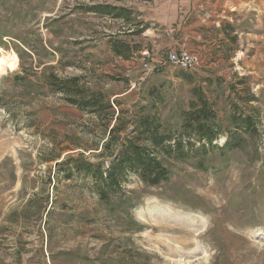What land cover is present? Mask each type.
<instances>
[{
	"label": "rangeland",
	"instance_id": "rangeland-1",
	"mask_svg": "<svg viewBox=\"0 0 264 264\" xmlns=\"http://www.w3.org/2000/svg\"><path fill=\"white\" fill-rule=\"evenodd\" d=\"M135 2L0 0V58L18 57L0 71V244L37 253L47 237L61 252L76 247L77 264H264V81L243 86L227 64L217 74L201 63L176 68V55L154 61L156 42L141 35L148 23L95 9L115 17L114 8L131 11ZM115 40L127 51L116 54ZM53 76L101 94L111 109L72 105L50 86ZM201 89L226 130L235 111L257 116L255 131H240V147L164 158L167 181L147 186L131 174L109 202L84 170H72L75 159L108 165L138 114L176 130Z\"/></svg>",
	"mask_w": 264,
	"mask_h": 264
},
{
	"label": "crops",
	"instance_id": "crops-1",
	"mask_svg": "<svg viewBox=\"0 0 264 264\" xmlns=\"http://www.w3.org/2000/svg\"><path fill=\"white\" fill-rule=\"evenodd\" d=\"M133 7L129 16L149 24L141 35L150 34L155 40L154 61L164 55H177L176 50L179 52L185 43L200 56L201 66L209 72L218 74L227 64L228 71L243 86L250 77L264 81V0H142ZM106 17L124 20L123 16L113 17V13ZM160 37L165 38V43H157ZM4 236L13 240L12 235ZM24 247L17 243L9 247L0 244V254L4 255L0 258L4 264H18L13 259L20 264H77L76 247L61 252L47 237L42 241L43 250L37 253L36 250L25 253ZM62 255L68 259L61 260Z\"/></svg>",
	"mask_w": 264,
	"mask_h": 264
},
{
	"label": "trees",
	"instance_id": "trees-1",
	"mask_svg": "<svg viewBox=\"0 0 264 264\" xmlns=\"http://www.w3.org/2000/svg\"><path fill=\"white\" fill-rule=\"evenodd\" d=\"M95 9L97 12L102 9L103 13H112L107 7L99 6ZM113 10L119 11L115 17L124 16L126 13L131 15V11L124 8ZM112 49L121 55L127 51L128 45L122 40H115L112 42ZM49 83L52 89L65 95L69 103L81 109L97 114L111 109L104 96L95 93L86 95L82 89L77 88L74 80L53 76ZM196 97L190 102L188 110L181 111V124L176 130L164 127L157 115L138 114L130 120L134 130L120 143L119 152L111 156L113 160L108 165L105 162L84 164L75 159L70 160L72 170L78 173L84 170L83 173L93 180L99 199L109 202L112 196L121 194L131 174L136 175L147 186H158L167 181L170 175L164 158L187 160L194 157V152L201 151L208 155L215 149H236L242 143L241 130L249 133L256 130V115L236 111L231 116L233 130H226L220 123L215 105L209 100L206 92L201 89ZM221 135H226V140L219 146L215 142ZM196 143L199 144L197 148ZM71 176L72 173H69L66 178L69 179Z\"/></svg>",
	"mask_w": 264,
	"mask_h": 264
},
{
	"label": "built area",
	"instance_id": "built-area-1",
	"mask_svg": "<svg viewBox=\"0 0 264 264\" xmlns=\"http://www.w3.org/2000/svg\"><path fill=\"white\" fill-rule=\"evenodd\" d=\"M143 60L144 69L146 71H150L151 67L149 64V60H146V57ZM200 62V56L197 53L191 51L189 47L185 43H183L179 49L178 54L171 59L170 63L176 68L187 71L195 69L200 65Z\"/></svg>",
	"mask_w": 264,
	"mask_h": 264
},
{
	"label": "bare ground",
	"instance_id": "bare-ground-1",
	"mask_svg": "<svg viewBox=\"0 0 264 264\" xmlns=\"http://www.w3.org/2000/svg\"><path fill=\"white\" fill-rule=\"evenodd\" d=\"M18 57L14 54L12 61H8V59L0 58V71H3L5 67L13 69L17 66Z\"/></svg>",
	"mask_w": 264,
	"mask_h": 264
}]
</instances>
